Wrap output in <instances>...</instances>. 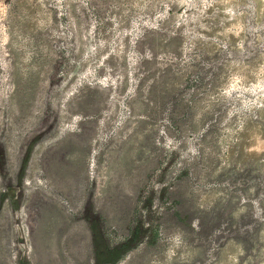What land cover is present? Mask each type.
<instances>
[{"label": "rangeland", "instance_id": "374dc122", "mask_svg": "<svg viewBox=\"0 0 264 264\" xmlns=\"http://www.w3.org/2000/svg\"><path fill=\"white\" fill-rule=\"evenodd\" d=\"M53 258L264 264V0H0V264Z\"/></svg>", "mask_w": 264, "mask_h": 264}, {"label": "bare ground", "instance_id": "6f19581e", "mask_svg": "<svg viewBox=\"0 0 264 264\" xmlns=\"http://www.w3.org/2000/svg\"><path fill=\"white\" fill-rule=\"evenodd\" d=\"M31 213V212H30ZM28 226V225H27ZM26 226V227H27ZM30 228V227H29ZM31 229V228H30ZM41 247H42V245H41ZM44 248V247H43ZM54 248V247H53ZM52 248V249H53ZM39 250H41V249H39ZM38 251V250H37ZM37 251H36V256H38L39 257V255H38V253H37ZM45 251V250H44ZM53 251V250H52ZM55 251V250H54ZM38 252H40V251H38ZM40 254V253H39ZM30 258V257H29ZM52 264H56V262H55V259L53 258V261H52Z\"/></svg>", "mask_w": 264, "mask_h": 264}]
</instances>
